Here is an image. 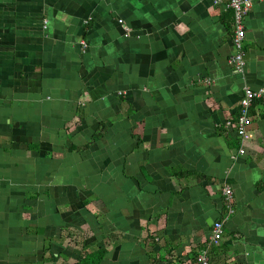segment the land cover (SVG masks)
Masks as SVG:
<instances>
[{
	"label": "crops",
	"instance_id": "1",
	"mask_svg": "<svg viewBox=\"0 0 264 264\" xmlns=\"http://www.w3.org/2000/svg\"><path fill=\"white\" fill-rule=\"evenodd\" d=\"M232 22L213 0H0V264H264L263 101L234 132L264 0L240 72Z\"/></svg>",
	"mask_w": 264,
	"mask_h": 264
},
{
	"label": "built area",
	"instance_id": "2",
	"mask_svg": "<svg viewBox=\"0 0 264 264\" xmlns=\"http://www.w3.org/2000/svg\"><path fill=\"white\" fill-rule=\"evenodd\" d=\"M254 0H213L214 4H223L226 9H230L233 13V26L234 35L232 38V44L234 48L233 55L230 57V63L233 64L236 71L240 72L245 66L244 51H243V40L245 37L244 20L249 14L252 3ZM263 101L264 102V88L258 90H251L245 88L242 93L240 100V113L236 120L234 126V132L239 137L242 138L246 129L251 124V117L249 115V109L253 102ZM242 148L239 149V154H243ZM224 193L226 196H230L231 191L225 189ZM212 227L211 236L209 238V243L217 246L223 235V225L221 221H216ZM196 264H209L206 251L200 252L196 257Z\"/></svg>",
	"mask_w": 264,
	"mask_h": 264
},
{
	"label": "trees",
	"instance_id": "3",
	"mask_svg": "<svg viewBox=\"0 0 264 264\" xmlns=\"http://www.w3.org/2000/svg\"><path fill=\"white\" fill-rule=\"evenodd\" d=\"M75 264H97L96 260L93 259L90 255L89 256H86L83 261L79 262L78 263H75Z\"/></svg>",
	"mask_w": 264,
	"mask_h": 264
}]
</instances>
